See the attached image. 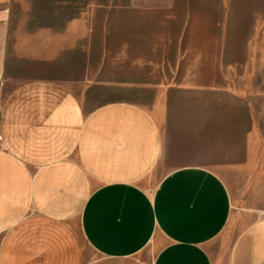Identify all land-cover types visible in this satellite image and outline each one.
<instances>
[{"label":"crops","instance_id":"0c3cea01","mask_svg":"<svg viewBox=\"0 0 264 264\" xmlns=\"http://www.w3.org/2000/svg\"><path fill=\"white\" fill-rule=\"evenodd\" d=\"M15 1L0 0L5 46ZM66 80L34 75L0 96V264H264L248 177L264 154L245 123L168 142L161 102L88 109ZM189 143L207 161H182Z\"/></svg>","mask_w":264,"mask_h":264},{"label":"rangeland","instance_id":"374dc122","mask_svg":"<svg viewBox=\"0 0 264 264\" xmlns=\"http://www.w3.org/2000/svg\"><path fill=\"white\" fill-rule=\"evenodd\" d=\"M4 36L0 29V96L51 75L88 109L161 102L168 142L180 132L189 142L192 127L206 139L245 123L264 154V0H16L6 46ZM204 153L189 143L182 161H207ZM248 177L261 187L252 201L264 202V168Z\"/></svg>","mask_w":264,"mask_h":264}]
</instances>
